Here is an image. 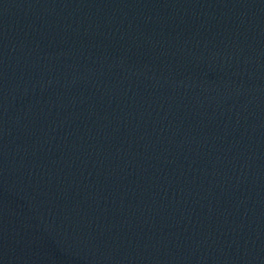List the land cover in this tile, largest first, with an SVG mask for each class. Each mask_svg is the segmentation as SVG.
Returning a JSON list of instances; mask_svg holds the SVG:
<instances>
[{"label":"water","instance_id":"obj_1","mask_svg":"<svg viewBox=\"0 0 264 264\" xmlns=\"http://www.w3.org/2000/svg\"><path fill=\"white\" fill-rule=\"evenodd\" d=\"M0 264H264V0H0Z\"/></svg>","mask_w":264,"mask_h":264}]
</instances>
